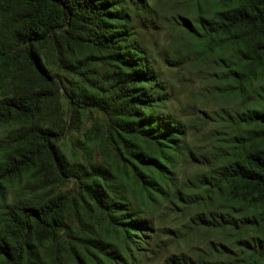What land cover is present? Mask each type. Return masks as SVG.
I'll use <instances>...</instances> for the list:
<instances>
[{
    "label": "trees",
    "instance_id": "16d2710c",
    "mask_svg": "<svg viewBox=\"0 0 264 264\" xmlns=\"http://www.w3.org/2000/svg\"><path fill=\"white\" fill-rule=\"evenodd\" d=\"M139 1L0 0V264H120L98 236L134 250L133 203L168 197L185 128L157 112L158 73L131 30ZM208 1L187 36L226 51L221 81L249 107L220 150L194 155L220 161L218 209L196 218L235 234L237 263L264 264V0Z\"/></svg>",
    "mask_w": 264,
    "mask_h": 264
},
{
    "label": "rangeland",
    "instance_id": "374dc122",
    "mask_svg": "<svg viewBox=\"0 0 264 264\" xmlns=\"http://www.w3.org/2000/svg\"><path fill=\"white\" fill-rule=\"evenodd\" d=\"M131 10L133 38L148 52L158 73L157 112L180 122L185 134L179 139V153L169 175L174 180L167 184L168 197L144 200L143 208L133 203L135 218L144 222L142 229L133 232L139 234L140 243L129 251L120 237L106 240L98 236L97 245L102 244L101 252L109 250L118 255L120 264H178L182 259L263 264L248 258L237 263L231 242L235 234L196 218L208 219L218 209L213 194L209 196V184L220 161L204 166L194 155L220 150L240 131L236 115L249 107L248 97L238 95L221 81L226 51H203L187 36L184 21L194 22L206 15L209 1L140 0ZM90 126L86 124V128ZM94 157L103 161L98 150Z\"/></svg>",
    "mask_w": 264,
    "mask_h": 264
}]
</instances>
